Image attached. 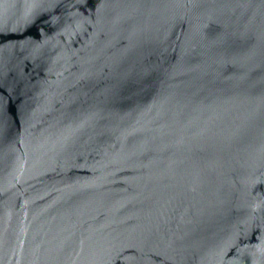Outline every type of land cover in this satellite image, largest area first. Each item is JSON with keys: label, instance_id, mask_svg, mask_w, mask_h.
<instances>
[{"label": "water", "instance_id": "1", "mask_svg": "<svg viewBox=\"0 0 264 264\" xmlns=\"http://www.w3.org/2000/svg\"><path fill=\"white\" fill-rule=\"evenodd\" d=\"M0 264H264V0H0Z\"/></svg>", "mask_w": 264, "mask_h": 264}]
</instances>
